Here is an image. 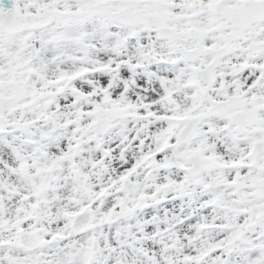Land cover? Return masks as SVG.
I'll return each instance as SVG.
<instances>
[{
	"label": "snow or ice",
	"instance_id": "obj_1",
	"mask_svg": "<svg viewBox=\"0 0 264 264\" xmlns=\"http://www.w3.org/2000/svg\"><path fill=\"white\" fill-rule=\"evenodd\" d=\"M0 264H264V0H0Z\"/></svg>",
	"mask_w": 264,
	"mask_h": 264
}]
</instances>
